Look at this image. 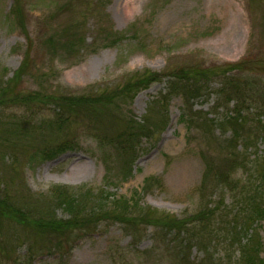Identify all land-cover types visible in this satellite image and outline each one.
I'll return each mask as SVG.
<instances>
[{
    "label": "rangeland",
    "instance_id": "1",
    "mask_svg": "<svg viewBox=\"0 0 264 264\" xmlns=\"http://www.w3.org/2000/svg\"><path fill=\"white\" fill-rule=\"evenodd\" d=\"M25 62L27 75H20L17 89L43 86L65 95L110 93L143 71H206V89L191 101L189 115L209 114L219 121L234 109L217 94L227 77L254 80L264 93V0H0V81L10 79ZM166 85L164 78L131 100L118 101L106 122L70 117L66 129L73 132L74 148L51 160L0 150V182L9 191L28 194L32 202L56 186L82 188L106 201L136 191L140 207L177 219L197 214L208 203L216 207V186L210 181L202 186L201 154H216V140H226L229 133L221 135L213 127L206 136L193 123L189 129L180 120V96L166 98L165 128L140 140L132 162L126 155L117 158L112 146L100 147L94 137L118 129L116 117L141 122L149 105L164 97ZM56 113L47 104L37 116ZM21 114L22 109L0 110L3 116ZM248 153L264 156V142ZM147 178L154 180L144 187ZM211 211L215 223L199 242L189 241L194 233L189 230L169 233L105 220L89 233L42 237L0 217V264H178L173 247L185 243L192 260H201L204 253L216 258L222 248L216 210ZM54 214L67 217L58 208ZM258 231L264 243L261 224ZM56 244L63 250L52 249ZM260 256L264 259V248Z\"/></svg>",
    "mask_w": 264,
    "mask_h": 264
},
{
    "label": "trees",
    "instance_id": "2",
    "mask_svg": "<svg viewBox=\"0 0 264 264\" xmlns=\"http://www.w3.org/2000/svg\"><path fill=\"white\" fill-rule=\"evenodd\" d=\"M26 69L25 62L10 79L0 81V110L24 111V114L17 116L0 115V150L3 154L5 151L17 152L33 159L40 157L51 160L71 151L74 148V135L66 129L70 117L86 116L91 122L95 120V124L101 120L106 122L105 116H109L110 109L118 101L131 100L136 93L164 78L167 79L166 90L164 97L154 102L158 105L150 104L148 115L141 122L129 118L119 120L116 117V120L121 121L118 129H112L110 134L94 135L100 147L112 146L117 158L126 155L132 162L140 140L165 128L167 119L164 103L172 95L182 98L184 108L180 120L189 129L193 128V123L196 129L209 136L214 131L213 127H216L221 135L228 132L229 136L224 141L216 140V154L206 151L201 154L205 164L202 186L207 181L216 186V207L208 203L197 214L185 219L140 207V195L136 191L128 198L106 201L95 192L92 196V192L82 188L56 186L47 195L32 202L28 194L9 191L6 184L1 182L0 217L28 227L42 237H68L73 232L89 233L99 221L105 220L118 221L132 228L137 222V226L151 225L169 233H185L189 230L194 232L189 241L195 239L199 242L205 238L202 233H211L208 228L215 223L211 210H216V238L220 237L217 244L222 248L221 252H216V258L204 253L201 260L195 261L187 254L186 243L174 246L178 264H264L260 256L264 243L259 239L258 231L260 224L264 228V156L248 153L257 142H264V93L257 88L254 80L230 76L224 80L217 94L223 104L233 103L234 109L217 121L209 114L189 115L191 101L200 98L206 89L203 80V77L208 76L206 71L184 68L175 72L166 70L160 74L143 71L134 74L124 85L110 93L65 95L43 86L30 91L17 89L15 84L20 75H27ZM34 77L43 79L38 74ZM47 104H52L58 113L51 118L40 119L37 115L41 114V107ZM160 115V121L157 122ZM152 180L154 178L145 179L144 187ZM56 208L66 213V219L54 214ZM204 245L200 243L201 248L206 249ZM63 248L60 244L52 246L57 251Z\"/></svg>",
    "mask_w": 264,
    "mask_h": 264
}]
</instances>
